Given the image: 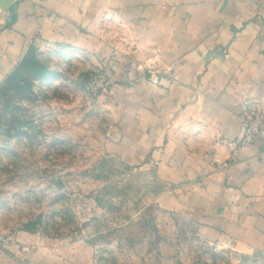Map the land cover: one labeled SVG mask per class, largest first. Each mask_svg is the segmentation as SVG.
<instances>
[{"label": "crops", "instance_id": "1", "mask_svg": "<svg viewBox=\"0 0 264 264\" xmlns=\"http://www.w3.org/2000/svg\"><path fill=\"white\" fill-rule=\"evenodd\" d=\"M31 47L54 51L76 88L111 80L92 101L105 151L151 166L163 209L221 249L264 255V139L235 162L223 143L241 133L242 101L264 106V0H20L0 13V84ZM0 264L28 263L0 251Z\"/></svg>", "mask_w": 264, "mask_h": 264}, {"label": "rangeland", "instance_id": "2", "mask_svg": "<svg viewBox=\"0 0 264 264\" xmlns=\"http://www.w3.org/2000/svg\"><path fill=\"white\" fill-rule=\"evenodd\" d=\"M39 55L47 79L0 91V251L28 264H264L163 209L153 168L105 151L96 97L54 51Z\"/></svg>", "mask_w": 264, "mask_h": 264}, {"label": "built area", "instance_id": "3", "mask_svg": "<svg viewBox=\"0 0 264 264\" xmlns=\"http://www.w3.org/2000/svg\"><path fill=\"white\" fill-rule=\"evenodd\" d=\"M157 61L149 59L145 68L148 74V82L154 86L159 85ZM111 80L101 72H93L88 76L85 92L89 97H98L106 91ZM238 113L242 120V130L237 138L224 139L223 143L229 150V160L235 162L238 151L253 143L257 139H264V106L254 100H244L238 106Z\"/></svg>", "mask_w": 264, "mask_h": 264}, {"label": "trees", "instance_id": "4", "mask_svg": "<svg viewBox=\"0 0 264 264\" xmlns=\"http://www.w3.org/2000/svg\"><path fill=\"white\" fill-rule=\"evenodd\" d=\"M47 66L39 59L36 49L31 47L27 50L21 62L15 70L0 85L3 89H23V85H30L34 81L45 80L50 76ZM33 127V126H32ZM30 128L35 135L36 130Z\"/></svg>", "mask_w": 264, "mask_h": 264}, {"label": "water", "instance_id": "5", "mask_svg": "<svg viewBox=\"0 0 264 264\" xmlns=\"http://www.w3.org/2000/svg\"><path fill=\"white\" fill-rule=\"evenodd\" d=\"M18 1L20 0H0V13L9 11ZM32 128L35 129L34 126Z\"/></svg>", "mask_w": 264, "mask_h": 264}]
</instances>
